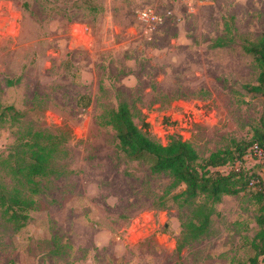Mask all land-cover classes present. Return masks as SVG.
I'll return each instance as SVG.
<instances>
[{
    "label": "rangeland",
    "instance_id": "1",
    "mask_svg": "<svg viewBox=\"0 0 264 264\" xmlns=\"http://www.w3.org/2000/svg\"><path fill=\"white\" fill-rule=\"evenodd\" d=\"M263 35L264 0H0V186L33 201L20 228L0 206V264H249L253 189L222 196L179 249L202 200L127 159L111 118L126 103L200 160L248 141L264 99L243 46ZM34 140L55 145L35 191L17 169ZM258 162L240 165L264 178Z\"/></svg>",
    "mask_w": 264,
    "mask_h": 264
},
{
    "label": "trees",
    "instance_id": "2",
    "mask_svg": "<svg viewBox=\"0 0 264 264\" xmlns=\"http://www.w3.org/2000/svg\"><path fill=\"white\" fill-rule=\"evenodd\" d=\"M243 49L259 68L257 82L249 89L264 99V35L256 42L243 46ZM111 124L127 159L147 162L152 172H167L174 184H184L185 188L180 193L184 202L202 200L196 203L185 225L186 231L183 232L182 242L178 243L179 249L186 241L198 239L208 232L215 205L222 196L237 195L246 188L253 189L258 230L253 240L254 256L250 258L249 264H264V180L258 172L240 165L252 146L256 144L264 149V115L260 124L253 128L248 141L235 142L233 148L212 152L201 160L193 145L181 138L172 136L166 144L153 140L149 136L147 124L138 127L134 123L126 103H120L114 110ZM35 135H41V132ZM25 145L28 148L22 158L23 166H17V169L27 178V182L34 183L32 190L35 191L34 177L46 175L55 145L38 140ZM226 165H232V168L227 173L221 172L219 168ZM250 182L253 183L250 185ZM19 194H7L0 186V206L4 214H8V219L20 228L26 219L24 211L33 201Z\"/></svg>",
    "mask_w": 264,
    "mask_h": 264
},
{
    "label": "built area",
    "instance_id": "3",
    "mask_svg": "<svg viewBox=\"0 0 264 264\" xmlns=\"http://www.w3.org/2000/svg\"><path fill=\"white\" fill-rule=\"evenodd\" d=\"M141 15L143 19H147V20L155 18V16L152 14V12L149 9L143 11ZM251 155H254L255 157H257L258 160L260 161L258 163L264 166V149L263 148L255 144L254 146H252V148L249 150L246 156H251ZM262 179L264 180V178ZM252 183L253 182H250V185Z\"/></svg>",
    "mask_w": 264,
    "mask_h": 264
}]
</instances>
